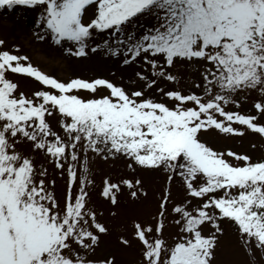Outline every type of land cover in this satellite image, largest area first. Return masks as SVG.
<instances>
[{
  "label": "snow or ice",
  "instance_id": "1",
  "mask_svg": "<svg viewBox=\"0 0 264 264\" xmlns=\"http://www.w3.org/2000/svg\"><path fill=\"white\" fill-rule=\"evenodd\" d=\"M17 7L39 10L34 40L133 72L130 84L62 79L0 39V264H118L97 255L110 228L91 195L96 158L164 177L151 222L133 219L132 238L118 237L141 245L138 264H218L225 221L244 264H264V156L204 138H264V0H0V10ZM14 76L40 87L26 93ZM189 76L198 91L181 86ZM37 154L65 179L62 196ZM124 189L133 201L148 196L139 175L105 176L100 196L116 207Z\"/></svg>",
  "mask_w": 264,
  "mask_h": 264
},
{
  "label": "rangeland",
  "instance_id": "2",
  "mask_svg": "<svg viewBox=\"0 0 264 264\" xmlns=\"http://www.w3.org/2000/svg\"><path fill=\"white\" fill-rule=\"evenodd\" d=\"M38 9L16 8L15 10H0V39H4L9 46L19 45L23 53L31 57L32 62L39 66L42 70L54 74L59 78H68L79 76L81 78L105 77L120 82L121 77H125L124 83L130 84L126 78L132 75L133 69L122 67L114 60H110L99 54H92L90 58L77 59L62 54L55 46L47 42H39L32 37L33 24L36 19ZM181 74H186L183 66L178 68ZM13 79L18 80L20 87L26 93L40 87L38 82L30 78L14 76ZM166 88L174 87L166 81L161 82ZM181 86L186 90L198 91L192 87L191 76L187 81H181ZM84 94V93H82ZM155 94V93H154ZM159 97V94H155ZM244 107L251 109V101L246 102ZM243 110V109H241ZM54 126L58 117L50 118ZM213 147L220 150L232 149L237 152H246L254 159L264 156V138L258 134L248 132L243 137L225 136L216 131L210 130L204 137ZM255 145V147H252ZM27 151V145L21 146ZM36 163L44 164L48 168L49 178L56 180V195L62 196L65 191V179H62L58 170L48 163L43 155H36ZM94 179L95 187L91 195L96 206L104 213L103 219L110 228V235L106 237L101 247L97 250L98 256L112 252L116 255L118 264H138L141 259V245L133 240L131 247L123 248L118 243V237L124 235L131 239L133 219L151 222V217L156 212L159 196L164 186V177L160 173L138 172L133 173L126 168L124 159L115 161H104L96 158L94 161ZM139 175L144 181V187L148 192L146 198L139 201H133L128 190L118 194L120 203L113 207L107 200L100 196L102 190V181L105 176H110L113 181H118L121 177H129ZM173 198L179 202L183 198V191L174 183ZM115 211L116 216L110 213ZM224 235L220 239V246L217 249L218 264H244L247 259L244 252L239 248L237 231L233 223L225 221L222 224ZM178 231L177 226L169 224L164 232V236L172 242V238Z\"/></svg>",
  "mask_w": 264,
  "mask_h": 264
},
{
  "label": "trees",
  "instance_id": "3",
  "mask_svg": "<svg viewBox=\"0 0 264 264\" xmlns=\"http://www.w3.org/2000/svg\"><path fill=\"white\" fill-rule=\"evenodd\" d=\"M15 9H16V8H15ZM15 9H14V10H15Z\"/></svg>",
  "mask_w": 264,
  "mask_h": 264
}]
</instances>
